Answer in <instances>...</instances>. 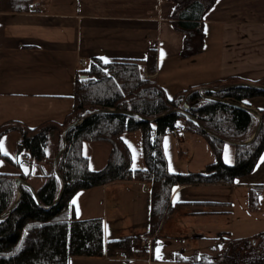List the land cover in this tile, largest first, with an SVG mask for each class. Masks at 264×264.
I'll list each match as a JSON object with an SVG mask.
<instances>
[{
	"label": "trees",
	"instance_id": "trees-1",
	"mask_svg": "<svg viewBox=\"0 0 264 264\" xmlns=\"http://www.w3.org/2000/svg\"><path fill=\"white\" fill-rule=\"evenodd\" d=\"M173 1L174 25L189 34L195 31L201 33L205 40L201 19L216 0ZM39 2L0 0V11H33ZM201 44L198 49L202 48ZM157 57L156 48L148 51L145 62L119 57L107 61L91 56L81 69V75L76 78L74 104L63 119H46L36 125H29L19 119L0 123V146L7 134L18 132L21 136L19 152L24 153L30 162L40 163L49 158L53 134H59L58 151L62 145L63 129L82 115L100 108L133 110L148 118L161 114L158 119L144 120L133 115L100 112L70 128L66 134V149L58 160V168L65 178L61 199L57 204L45 208L37 202L30 187L22 184L23 192L14 209L0 219V264H71L74 257H98L118 250L130 257L139 253L137 246L147 236L154 237L152 243L158 240L163 220L174 210L173 194L179 185H230L254 170L264 151V109L259 110L263 118L259 134L249 144L236 145V160L227 163L223 155L226 142L203 131L181 112L163 116L162 113L175 108L186 109L210 130L233 140L247 139L258 121L257 116L249 110L203 98L198 85L169 94L156 77L145 72L155 71ZM235 80L242 79L231 77L205 83L220 87ZM254 82L264 84V76ZM214 94L242 103L245 98L264 95V90L236 87ZM181 118L186 119L185 123L191 131L209 141L216 155V159L202 171H171L168 167L164 137L168 133L167 127L177 125ZM137 130L142 135L143 162L135 166L133 151L125 134ZM92 141H106L111 145L108 159L99 169L90 166L89 157L83 151L84 144ZM1 161L20 167L17 159L2 147ZM19 169L17 172L0 171V215L11 207L16 198L15 177L20 175L30 180L33 175L31 170L25 172ZM41 176L44 181L37 191L43 205L49 206L59 193L60 181L54 170ZM119 179H135L149 184L150 225L144 234H130L106 241L103 217L79 218L73 197L81 189ZM262 188L252 186L251 195L258 196L257 192ZM195 202L226 203L222 200ZM258 235L261 238L256 243L250 240L242 243L244 238H233L228 240L220 253L216 246L213 253L196 250L187 255L179 251L173 253L170 261L176 264H264V230Z\"/></svg>",
	"mask_w": 264,
	"mask_h": 264
},
{
	"label": "crops",
	"instance_id": "crops-1",
	"mask_svg": "<svg viewBox=\"0 0 264 264\" xmlns=\"http://www.w3.org/2000/svg\"><path fill=\"white\" fill-rule=\"evenodd\" d=\"M37 7V10L26 12L0 11V123L19 119L36 125L46 119H63L74 104L76 78L81 75V69L91 56L107 61L119 57L145 62L148 51L156 48L157 67L155 71L145 72L156 77L169 94L192 85L201 87L209 80L222 77L228 65L222 63L226 60V46L232 48L229 69L225 74L227 78L254 82L264 76V0H216L201 19L205 40L201 33L195 31L189 34L175 27L170 19V13L175 9L173 0H40ZM200 44L202 48L198 49ZM214 49L215 58L210 53ZM208 57L214 60L211 70H205L203 63V60H210ZM242 103L258 110L264 109V95L245 98ZM185 121L181 118L177 125ZM258 122L259 118L253 132ZM133 132L140 130L129 133ZM187 132L190 135L193 132L188 125L187 130L176 134L180 136ZM193 135L189 137L198 142L200 134L193 132ZM140 137L142 147V135ZM20 138L18 132H11L1 142L2 149L16 158L20 167L12 165L11 168L8 166L10 164L1 161L0 171L17 172L19 168L25 172L31 170L33 175L29 181L32 184L35 177L43 178L33 184L37 189L44 181L41 175L54 170L59 134H53L49 158L40 163H32L24 153H19ZM87 145L90 154L85 151ZM225 147L226 144L223 155ZM110 150L111 145L106 141L87 142L83 147L90 166L91 163L98 165L91 166L93 169L105 165ZM91 151H94L93 161ZM142 162L135 165L134 161V165ZM37 167L41 172L35 171ZM240 183L250 188L264 187V151L254 170L231 185ZM206 185L217 184L179 185L173 194V202L184 187L195 189L196 186ZM128 191L136 193L131 210L138 212L135 213V227H148L151 207L149 184L141 180H113L77 191L73 197L76 214L79 218L102 216L107 225H114V220L109 223L111 211L121 206L119 196ZM187 200H222L226 205ZM122 202H127L124 195ZM178 204L184 216L190 212L200 214L202 220L214 218L207 220L210 222H216L222 216L224 206L232 205L223 198L191 197L178 200ZM137 248L139 253L134 255L141 254L148 246L141 247L145 248L143 250L140 246ZM134 255L129 257L118 250L106 252L103 256L84 258L82 263L133 264L136 260ZM160 262L168 263L166 259L153 257L150 264Z\"/></svg>",
	"mask_w": 264,
	"mask_h": 264
},
{
	"label": "rangeland",
	"instance_id": "rangeland-1",
	"mask_svg": "<svg viewBox=\"0 0 264 264\" xmlns=\"http://www.w3.org/2000/svg\"><path fill=\"white\" fill-rule=\"evenodd\" d=\"M37 9L38 7L36 6L35 10ZM170 19L171 20L175 19L172 13H170ZM231 50L232 48L229 49L227 46L225 47L224 57L226 60L223 57V60L225 61H222V63L223 62L224 64L228 63V65L225 66L224 72L221 75L222 77H216L213 79V81L216 82V80H228L225 74L228 72L229 69L228 68L230 64L229 57L232 54ZM210 53L214 55L215 49ZM209 59L210 60H203V63L205 64V70H211V68L214 65L213 63L214 60L211 61L212 58ZM148 74L149 76H151L150 73ZM237 82H249V81L235 80L230 84ZM256 84H260V83H256ZM207 85L208 84H206L205 86ZM208 86L217 88V86L214 84H210ZM216 92L218 91H213V92L208 91L206 94L210 96L212 95L215 97H220L219 95L214 94ZM140 136H141L140 132L137 133L127 132L125 134V137L134 154L135 165L138 164L139 161H143ZM182 136H184L185 138L183 139ZM189 136H194L193 132L191 133V135L189 132L182 133L180 136L174 133H167L165 135L163 143L166 150L165 153L168 158V167L171 171H180V172L202 171L207 166V164H209L210 162L216 159V155L213 152L211 145L206 138H204L202 135H198L199 140L197 142V140H194L192 137ZM195 138L197 137L195 136ZM104 146L108 148L107 147L108 145L106 143H104ZM183 150L185 151V153L183 152ZM85 151L86 153L90 154L89 145L86 146ZM189 152H191V154ZM107 153L108 152H106V154ZM236 154H237L236 145L226 143L225 155H224L226 161L229 163H234L236 160ZM93 157H94V151L93 152L91 151L92 161H93ZM3 164H9V163L6 162ZM8 166L12 168L11 164ZM91 166L95 167L98 165H94L91 163ZM35 171L41 172L39 167L35 168ZM41 180H43V178L35 177L33 179V182L36 184ZM209 186L211 185L196 186L195 189L184 187L178 193L174 201V208H173L174 210L171 213H169V215L165 217V219L163 220L162 227L158 233L157 242L151 243L148 246V249L144 250L142 253L140 252L141 254L134 255V258H136V260L134 261L135 263L143 262L144 260H146L145 264H150L153 257H159L162 259H166V261L168 262L167 264H172L171 263L172 261H170V259L172 258L173 253L179 251L187 255L195 252L196 250L213 253V251L215 250L214 248L216 246L219 249L218 253H220L227 246V242L229 239L244 238L241 241L242 243H245L246 240H250L256 243L259 240V238H261V235L258 234L264 230L263 197H259L257 195L252 196L251 188L247 187V185H244L242 183L237 185L217 184L211 187ZM123 195L127 199L126 204L122 202ZM135 196H136L135 191H128L123 194L122 193L120 194L119 202L121 206L120 205L117 206L115 210L112 209L111 216L109 217V223L114 220L115 224L107 225V221L104 222L106 224V236H107L105 238L106 241L130 234H137V233L144 234L148 231L149 226L140 227V228L135 227L136 222L134 221V218L136 217L135 213L138 212L131 211L134 208L132 201ZM190 197L191 198H223L228 202H231L232 205L224 206L223 210L225 211L220 214L222 216L219 217L216 220V222L214 221L210 222L207 220H212L214 218H208L207 220H202L199 216L200 214L197 215L190 214V212L188 213V216L183 215L182 213L183 209L179 207L180 205L178 204V200L188 199ZM115 206L116 205H114V207ZM124 229L128 231H123ZM153 246L155 247L154 251H153ZM141 249L143 250L145 248H141ZM84 258H88V257H83V258L74 257L73 259H71V264H77V263L91 264L86 262L82 263V260H84ZM173 264H175V262H173Z\"/></svg>",
	"mask_w": 264,
	"mask_h": 264
},
{
	"label": "water",
	"instance_id": "water-1",
	"mask_svg": "<svg viewBox=\"0 0 264 264\" xmlns=\"http://www.w3.org/2000/svg\"><path fill=\"white\" fill-rule=\"evenodd\" d=\"M236 87H253V88H257L260 90H264V84H256L254 82H237V83H233V84H229V85H225L222 87H212V86H201L200 87V93L201 95L205 98V99H212V100H217L219 102L231 105V106H236L239 108H243L246 110H249L251 112H253L254 114L257 115V117L259 118V122L258 125L255 128V131L253 132V134L246 140H233V139H229V138H225L223 136H220L219 134L215 133L214 131L210 130L208 127H206L196 116L192 115L191 113H189V111L182 109V108H175L171 111L168 112H164L162 113V116L167 114V113H172V112H181L183 114H185L188 118L191 119V121H193L195 124H197L203 131L209 133L210 135L214 136L215 138L222 140L224 142L230 143V144H234V145H245V144H249L251 143L255 137L259 134L261 127H262V123H263V118L262 115L260 114V111L256 108H253L252 106L249 105H245L243 103L234 101V100H229V99H225V98H221V97H215V96H210L208 94H206L208 91H220V90H225V89H229V88H236ZM207 91V92H206ZM100 112H112V113H121V114H127V115H133V116H137L140 117L144 120H155L158 119L161 114L159 116H156L154 118H148L138 112H135L133 110H125V109H108V108H100L98 110H95L94 112H91L87 115H82L81 117L77 118L75 121L71 122L70 124H68L62 131V145L60 147V149L58 150V152L55 155L54 158V171L55 174L57 175V177L59 178L60 181V190L59 193L57 194L55 200L52 202L51 205H43V203L40 200V196L38 194L37 189L34 187V185L27 179L23 178L22 176H17L15 177V183H16V187H17V195L16 198L13 202V204L11 205V207L2 215H0V219L4 218L7 216V214H9L15 207V205L17 204V202L19 201L20 196L22 195V184H26L27 186L30 187V189L33 192L34 197L36 198L37 202L42 205L45 208H48L50 206H53L55 204H57L59 202V200L61 199L64 189H65V178L63 177L61 171L58 168V160L60 158V156L62 155V153L65 151L66 146H67V137L66 134L68 132V130L70 128H72L73 126H76L78 124H80L85 118H87L90 115L96 114V113H100Z\"/></svg>",
	"mask_w": 264,
	"mask_h": 264
},
{
	"label": "built area",
	"instance_id": "built-area-1",
	"mask_svg": "<svg viewBox=\"0 0 264 264\" xmlns=\"http://www.w3.org/2000/svg\"><path fill=\"white\" fill-rule=\"evenodd\" d=\"M180 129L183 130V129H185V127L184 126H181ZM167 130L170 131V132H177L178 129H177V127L173 126V127H168ZM258 195H260L261 197L264 198V191L263 190H259ZM152 238H153V236L146 237L144 240L141 241L140 246H144L149 241H151Z\"/></svg>",
	"mask_w": 264,
	"mask_h": 264
},
{
	"label": "snow or ice",
	"instance_id": "snow-or-ice-1",
	"mask_svg": "<svg viewBox=\"0 0 264 264\" xmlns=\"http://www.w3.org/2000/svg\"><path fill=\"white\" fill-rule=\"evenodd\" d=\"M0 147H2V146H0ZM73 203H75V201H73Z\"/></svg>",
	"mask_w": 264,
	"mask_h": 264
}]
</instances>
